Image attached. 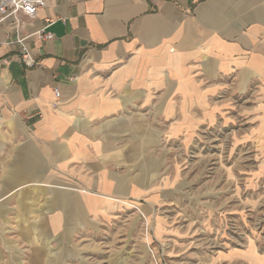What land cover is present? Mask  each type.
Wrapping results in <instances>:
<instances>
[{"label":"crops","instance_id":"0c3cea01","mask_svg":"<svg viewBox=\"0 0 264 264\" xmlns=\"http://www.w3.org/2000/svg\"><path fill=\"white\" fill-rule=\"evenodd\" d=\"M242 95L264 119V0H47L35 18L8 17L0 264H41L49 245L130 214L166 231L173 150Z\"/></svg>","mask_w":264,"mask_h":264},{"label":"rangeland","instance_id":"374dc122","mask_svg":"<svg viewBox=\"0 0 264 264\" xmlns=\"http://www.w3.org/2000/svg\"><path fill=\"white\" fill-rule=\"evenodd\" d=\"M249 97L225 102L188 148L173 150L177 196L163 234L130 214L49 245L41 264H264V119Z\"/></svg>","mask_w":264,"mask_h":264},{"label":"built area","instance_id":"2783aa9c","mask_svg":"<svg viewBox=\"0 0 264 264\" xmlns=\"http://www.w3.org/2000/svg\"><path fill=\"white\" fill-rule=\"evenodd\" d=\"M47 0H0V24L3 23L8 17L19 18L26 16L29 18H35L38 15L40 9L45 8ZM53 21L47 20L46 24L51 25ZM38 38L42 42L52 41L55 36L51 32H42L38 34ZM20 60L27 67H32L35 63L31 55L23 49L21 52ZM57 96L60 93L57 91Z\"/></svg>","mask_w":264,"mask_h":264}]
</instances>
